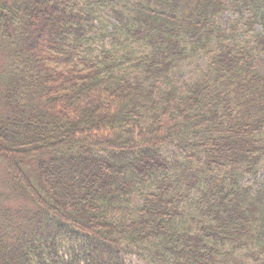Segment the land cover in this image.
<instances>
[{
  "label": "trees",
  "instance_id": "trees-1",
  "mask_svg": "<svg viewBox=\"0 0 264 264\" xmlns=\"http://www.w3.org/2000/svg\"><path fill=\"white\" fill-rule=\"evenodd\" d=\"M0 51V264H264V0H0Z\"/></svg>",
  "mask_w": 264,
  "mask_h": 264
},
{
  "label": "rangeland",
  "instance_id": "rangeland-1",
  "mask_svg": "<svg viewBox=\"0 0 264 264\" xmlns=\"http://www.w3.org/2000/svg\"><path fill=\"white\" fill-rule=\"evenodd\" d=\"M231 17H232V14L230 12H228L227 16H226V18H227L226 21ZM255 27H256V29H260L261 26H260V24H257V26H255ZM204 60H205V58H202L200 60V63H203ZM2 61H7V58L0 51V64ZM258 65H259V67H262V70L264 71V58L263 57L258 58ZM193 68H194V66H191V69H193ZM189 72H190V69L188 70L186 68H184V70H182V72L180 71L182 78H188ZM263 177H264V168L262 169L261 175L259 177V180L261 182L264 181ZM8 182H9V178L6 175L5 167L0 162V191L5 190L6 187H4V184L5 183L7 184ZM5 205H7L8 209H9L8 210L9 211L8 220L13 219L12 223H14V224H15V222L20 223L22 220L21 214L23 213V212L21 213V209L23 208V206H25L24 202L21 201V199H19V198L15 197L14 199H12L10 197L8 199L6 198ZM26 206H28V205H26ZM130 264H143V263L139 262L134 257H132V258H130Z\"/></svg>",
  "mask_w": 264,
  "mask_h": 264
}]
</instances>
